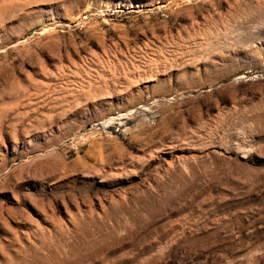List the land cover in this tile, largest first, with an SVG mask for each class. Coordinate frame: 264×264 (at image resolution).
Returning <instances> with one entry per match:
<instances>
[{"label":"rangeland","instance_id":"obj_1","mask_svg":"<svg viewBox=\"0 0 264 264\" xmlns=\"http://www.w3.org/2000/svg\"><path fill=\"white\" fill-rule=\"evenodd\" d=\"M0 264H264V0H0Z\"/></svg>","mask_w":264,"mask_h":264},{"label":"bare ground","instance_id":"obj_2","mask_svg":"<svg viewBox=\"0 0 264 264\" xmlns=\"http://www.w3.org/2000/svg\"><path fill=\"white\" fill-rule=\"evenodd\" d=\"M220 1V0H219ZM223 1V0H222ZM215 2V1H214ZM218 6V5H217ZM219 7H220V5H219ZM191 53V52H190ZM185 55V54H184ZM193 55V54H192ZM186 56V55H185Z\"/></svg>","mask_w":264,"mask_h":264}]
</instances>
